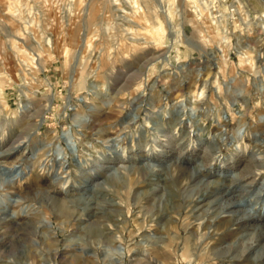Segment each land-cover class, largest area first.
<instances>
[{"label":"rangeland","instance_id":"374dc122","mask_svg":"<svg viewBox=\"0 0 264 264\" xmlns=\"http://www.w3.org/2000/svg\"><path fill=\"white\" fill-rule=\"evenodd\" d=\"M160 25L163 28L157 30ZM184 37L190 42L191 38L196 40L199 48L195 51L191 45L181 42ZM173 40L182 46L174 43L170 56L168 50L171 51ZM216 56L221 63L218 69L212 68L209 62ZM195 59H202L204 63L198 71L190 69ZM229 60L233 63L229 64ZM171 64L176 67L190 64V67L171 72L168 70ZM263 83L264 2L260 0H0V136L5 141L0 150V177L10 179L11 169H19L15 166L25 171L22 180L5 183L0 189V239L12 241L36 235L37 229L45 233L61 223L70 227L71 232L80 231L81 226L72 213L83 205L86 197L61 196L59 201L70 210L66 216L53 207L57 200L55 194L66 191L65 182L69 188L79 187L80 165L87 163L84 153H91L88 145L114 142L117 133L121 134L120 142L127 143L125 159L135 152L147 154L153 146L179 159L200 156L202 152L206 157L211 152V148L204 150L207 142L222 145L223 153L234 151L233 156L243 157V166L251 168L249 158L256 147L253 138L264 142ZM79 95H85L86 100L76 110L81 116L75 121L74 112L64 120L62 108L73 96ZM108 101L112 103L108 105ZM237 107L240 114L231 122L223 123L221 116ZM177 112H185L187 122L193 124L189 129L175 121L178 115L172 114ZM68 126L78 141L79 160L83 163L69 160L66 167L54 159V146L60 142L66 147L60 136ZM184 129L192 132L186 145L180 141ZM217 130L225 131L222 137ZM240 134H243L241 139ZM21 142L22 149L14 153V146ZM238 143L241 145L236 149ZM42 144L51 146L45 148ZM37 148L45 149L35 151ZM128 167L113 169L101 184L87 193V199L106 195L112 201L109 206L114 218L122 211L128 214L121 215L127 222L122 220L119 230L125 237L141 232L140 236L148 233L158 240L160 233H167V228H171L165 244L160 242L155 247L160 252V262L153 254L151 264H187L185 252L198 258L193 264H221L217 254L222 250L220 241L225 239H228L229 251L239 247L243 258L249 254L244 245L245 239L253 236L252 228L239 231L235 230L236 225H231L221 234H214V225L219 220L221 224L230 219V216H219L226 213L223 211L227 206L213 201L193 211V203L177 200L165 204L163 183L160 191L140 193L139 189L146 186L144 177L137 173L139 182L133 176L125 185ZM253 177L250 175L245 184L253 181L255 189L264 182V176ZM174 204L178 205L177 214L166 219L165 212L171 211ZM42 208L49 213L51 223L41 215ZM94 220L89 225L93 229L103 217ZM152 221H157L158 229L143 233L141 228ZM36 239L44 243L43 235H36ZM56 239L61 241V247L55 254L54 264H82L81 260L65 254L60 235ZM48 243L52 245L53 241ZM114 247L90 249L96 256L86 259L85 264H119L123 250L120 252ZM239 260L237 257L233 264ZM137 264L144 262L137 258Z\"/></svg>","mask_w":264,"mask_h":264},{"label":"clouds","instance_id":"9594fccd","mask_svg":"<svg viewBox=\"0 0 264 264\" xmlns=\"http://www.w3.org/2000/svg\"><path fill=\"white\" fill-rule=\"evenodd\" d=\"M209 104L212 103L210 98ZM182 102V101H178ZM200 103V101H197ZM120 133H117L114 142L104 141L103 145H88L91 153H84L87 160L86 164L80 165L82 176L77 182L79 187L69 188L65 182V192H56L57 202L61 196H85L82 206L73 211L72 217L81 229L78 232H71L70 227L64 223L54 225L45 233L36 235L44 236V243L41 244L36 235L17 237L12 241L0 239V264H54L55 254L60 251L61 241L57 240V235L62 238V247L65 254L71 258L81 260L85 264L86 259L96 256L95 252L103 250L106 245L117 246L123 250V256L119 264H137V258L143 260L144 264H151L152 250L160 241L154 236L145 234L140 236L139 232H134L125 237L123 232L116 231L112 224L116 223L112 209L109 207L112 201L106 195H96L92 200L87 199V193L94 190L101 184L104 177L111 173L113 169L128 165L126 171L129 173L125 178L127 185L133 176L144 177V183L153 188H157L160 179L165 175L167 169L175 165L184 180L169 181L165 189V204L174 201H184L191 203L196 200H214L221 205L231 207L232 213L238 219L253 220L251 228L252 238L245 239V247L248 248L247 258H243L241 248L235 251L228 250V239L221 241L222 250L218 252L217 259L221 264H233L237 257H240L238 264H264V255H258L264 250V182H261L255 189L247 184L232 185V180L237 176L239 169L244 163L243 157L233 156L224 161L221 153L222 145L208 144L204 142V150L211 148L212 151L206 156L203 152L200 156H188L179 159L177 156L169 155L164 149H157L154 146L145 155L143 151L127 155V143L120 142ZM256 147L252 150L250 175L257 178L264 176V142L254 137ZM203 157V158H202ZM239 159V163H237ZM219 163V169L213 167ZM225 169H228L227 171ZM223 182L222 184L220 182ZM139 182V176H137ZM179 187H176V185ZM219 185V187H217ZM130 211V210H129ZM43 218L48 219L49 213L43 208L40 209ZM126 213L121 212V215ZM85 217L81 219V217ZM103 217L102 222L97 225L95 230H89V225L93 220ZM136 237H139L137 240ZM53 241L49 245L48 241ZM249 241L251 246L249 247ZM136 253V256L132 254ZM141 253L143 256L141 257ZM187 264H193L194 259H198L195 254L185 252ZM183 264V262H181Z\"/></svg>","mask_w":264,"mask_h":264},{"label":"bare ground","instance_id":"6f19581e","mask_svg":"<svg viewBox=\"0 0 264 264\" xmlns=\"http://www.w3.org/2000/svg\"><path fill=\"white\" fill-rule=\"evenodd\" d=\"M260 1H262V2H264V0H260ZM131 20V19H130ZM132 22V21H131ZM163 27L160 25L158 28H157V30H159V29H162ZM161 32H163V31H161ZM164 35V34H163ZM188 37V36H187ZM191 38V37H190ZM132 39V38H131ZM186 39H188V38H186ZM189 41V40H188ZM149 42V41H148ZM152 42V41H151ZM190 42V41H189ZM150 44V43H149ZM156 45V44H155ZM195 46H196V44H195ZM23 52V51H22ZM260 57V56H259ZM262 57V56H261ZM165 58V57H164ZM218 69V68H217ZM202 72V71H201ZM209 72V71H208ZM204 73V72H203ZM232 80H234V79H232ZM234 84V83H233ZM264 84V83H263ZM243 85V84H242ZM228 86V85H227ZM229 87V86H228ZM261 87V86H260ZM260 89V88H259ZM228 90V89H227ZM263 90V89H262ZM238 91V90H237ZM234 92V91H233ZM171 96V95H170ZM53 97V96H52ZM53 99V98H52ZM173 99V98H172ZM174 100V99H173ZM172 100V101H173ZM237 100H239V99H237ZM171 101V102H172ZM176 101H177V99H176ZM181 101V100H180ZM241 101V100H240ZM52 102V101H51ZM175 102V101H174ZM187 102V101H186ZM245 102V101H244ZM22 103V102H21ZM89 103V102H88ZM110 103H112V102H110V101H108L107 102V104L109 105ZM180 103V102H179ZM241 103H243V102H241ZM251 103V102H250ZM180 105H181V103H180ZM185 105H187V104H185ZM185 105H182V106H185ZM243 106H244V103L242 104ZM243 106H241V107H243ZM87 107L88 108H92V106L91 105H87ZM198 108V107H197ZM244 108V107H243ZM169 109V108H168ZM184 109H185V107H184ZM246 108H244L243 110H245ZM248 109V108H247ZM35 110V109H34ZM165 110V109H164ZM170 110V109H169ZM192 110L193 111H195L196 110V107H192ZM230 110V109H229ZM5 111V110H4ZM168 111V110H167ZM6 112V111H5ZM76 112V114H75V121L77 120V118L79 117V116H81V112H77V111H75ZM164 112V111H163ZM173 112V111H172ZM28 113V112H27ZM31 113V112H30ZM165 113V112H164ZM164 113H161L162 114V116H163V114ZM166 113H168V112H166ZM248 113V112H247ZM36 114V113H35ZM39 114V113H38ZM7 115V114H6ZM169 115H171V114H169ZM172 115H178V117L175 119V121L179 124V125H182L184 128H190L191 127V125H193V124H191L190 125V123L189 122H187V119L185 118V112H177V114H172ZM243 115V114H242ZM242 115H241V117H242ZM245 115V114H244ZM243 115V116H244ZM30 116V115H29ZM263 116V115H262ZM174 117V116H173ZM241 117H240V119H241ZM247 117V116H246ZM169 118V117H168ZM170 118H172V117H170ZM243 118V117H242ZM174 119V118H173ZM239 119V120H240ZM245 119V118H244ZM239 120H237L238 121V123H239ZM246 120V119H245ZM263 120V119H262ZM171 120H169V122H170ZM189 121V120H188ZM241 121H242V119H241ZM12 122V121H11ZM231 122V121H230ZM42 123H43V121H42ZM176 123V124H177ZM14 124V123H13ZM20 124V123H19ZM177 124V125H178ZM223 124V123H222ZM226 124V123H225ZM244 124H247V123H244ZM77 126H80V124H76ZM221 125V124H220ZM260 125V124H259ZM182 126H181V129H182ZM229 126V125H228ZM227 126V127H228ZM243 126V125H242ZM241 126V127H242ZM29 127V126H28ZM199 127V126H198ZM240 127V126H239ZM238 127V128H239ZM242 128H244V127H242ZM200 129V128H199ZM225 129V128H224ZM223 129V130H224ZM235 129V128H234ZM236 129H237V127H236ZM235 129V130H236ZM245 129V128H244ZM264 129V128H263ZM262 129V130H263ZM21 130V129H20ZM36 130V129H35ZM157 130V129H156ZM173 130V129H172ZM200 130H202V128L200 129ZM226 130H227V128H226ZM231 130H232V128H231ZM240 130H241V128H240ZM14 131V130H13ZM72 130H71V126H68V127H66L65 129H64V131H63V133H62V135L60 136V139H62V140H64L65 141V143H67L66 144V147H62V145L60 144V142H58L55 146H54V156H55V160H57L58 162H60V164H61V166H68L69 165V163H70V161L69 160H71L72 162H76V164H79V163H83L82 162V160H79V157H80V154H79V150H78V141L73 137V135H72V132H71ZM190 131V130H189ZM218 131V130H217ZM258 131V130H257ZM10 132V131H9ZM182 133H181V136H180V141H181V143L183 144V145H186L187 143L189 144V141H190V139L189 138H191L192 136H191V134H192V132L191 133H189L188 131H185V129H184V131L182 130L181 131ZM224 132L225 131H221V130H219L218 131V135H221L220 137H222L223 136V134H224ZM241 132V131H240ZM11 133V132H10ZM153 133V132H152ZM155 133V132H154ZM242 133H244V132H242ZM22 134V133H21ZM229 134V133H228ZM31 135V134H30ZM177 136V135H176ZM27 138V137H26ZM29 138V137H28ZM166 138V137H165ZM241 138H243V134H240V137H239V139H241ZM239 139H237V140H239ZM6 140V139H5ZM150 140V139H149ZM221 140H222V138H221ZM22 141V140H21ZM24 141V140H23ZM27 141V140H26ZM192 141V140H191ZM162 142V141H161ZM19 143H20V141H19ZM34 143V142H33ZM191 143V142H190ZM210 144V143H209ZM4 145H5V141H4V138L3 137H1L0 136V150L4 147ZM28 145H30V144H28ZM149 145V144H148ZM220 145V144H219ZM240 143H238L237 144V146L235 147L236 149H238V148H240ZM20 146H22V142H21V144H19V145H17L16 147L14 146V148H15V151H14V153H16V152H18V151H20L21 149H22V147L20 148ZM46 146L49 148L50 146H51V144H42V147H45L46 148ZM8 147V146H7ZM28 147V146H27ZM145 147V146H144ZM188 147V146H187ZM44 148V149H45ZM156 148V147H155ZM12 149V148H11ZM43 150L44 151V149H42V148H37V149H35V151H37V150ZM137 149H139V148H137ZM141 149V148H140ZM195 149V148H194ZM235 149V150H236ZM13 150V149H12ZM211 151H212V149H211ZM224 151V150H223ZM223 151H222V153H221V155H222V157L224 158V161H227L229 158H231V157H233V154L234 155H236L235 153H233L232 154V152H234V151H229L230 152V154L227 152V153H223ZM3 152V151H2ZM27 152H29V151H27ZM193 152V151H192ZM210 152V151H209ZM10 152H8L7 154H9ZM13 152H12V154H14ZM11 154V155H12ZM145 155H146V153H144ZM238 155V154H237ZM252 155V154H251ZM4 156V155H3ZM6 156V155H5ZM4 156V157H5ZM0 157H2V153H1V151H0ZM251 157V156H250ZM249 161H251L250 160V158H249ZM237 163H239L240 161H239V159H237V161H236ZM251 163V162H250ZM247 164V163H246ZM15 167H19V169H11L12 171H11V175L10 176H8V177H10V179H3L2 177H0V189H1V187H3V185L6 183H11V182H15L16 180L18 181V180H22L23 179V177L25 176L24 175V173H25V171L20 167V166H15ZM213 167L214 168H216V169H219V167H220V165H217V164H214L213 165ZM126 168H127V166H126ZM250 169L251 168H248L247 166L245 167V165L243 166L242 165V167L239 169L240 170V175H239V177L238 178H236V177H234L233 178V180H232V185L233 186H238L239 184H245V180L250 176ZM118 170V169H117ZM226 171L228 170V169H225ZM121 171H122V168H121ZM3 172V171H2ZM139 173V172H138ZM123 174H125V173H123ZM165 174H167V176H169V177H167V176H165V178H161L160 179V181H159V185L157 186V188H153V187H151V186H149V185H146L145 184V188H143V189H139V191H141L140 193H142V192H144V194H153L152 192H156V191H158L159 190V188L162 186H160V184H162L163 183V189H164V191H165V189L167 188V183L169 182V181H176V180H179L181 183H183L184 182V180L181 178V173H180V170L175 166V165H172V166H170L168 169H167V171H166V173ZM139 175V174H138ZM125 176V175H124ZM123 177V176H122ZM111 178V177H110ZM116 178V177H115ZM254 178V177H253ZM256 178V177H255ZM254 178V179H255ZM257 179V178H256ZM108 180V179H107ZM114 180V179H113ZM110 181V180H109ZM113 182V181H112ZM111 182V183H112ZM244 182V183H243ZM255 182V181H254ZM71 183V182H70ZM104 183H106V182H104ZM116 183V182H115ZM221 184L223 183L222 181L220 182ZM108 184H110V183H108ZM107 184V185H108ZM250 188H252L253 189V186H254V184H253V181L252 182H247L246 183ZM56 185V184H55ZM106 185V184H105ZM114 185V184H113ZM116 185H118V184H116ZM122 185V184H121ZM120 185V186H121ZM178 185V184H177ZM176 185V186H177ZM5 186V185H4ZM102 186V185H101ZM101 186H100V189H101ZM125 186V185H124ZM123 186V187H124ZM179 186V185H178ZM61 187V186H60ZM73 187V186H72ZM103 187H104V185H103ZM114 187V186H113ZM138 187V186H137ZM142 187V186H141ZM217 187H219V185H217ZM110 188V187H109ZM115 188V187H114ZM149 189V190H147V191H149V192H147V191H145L146 189ZM120 189H122V187L120 188ZM135 189V188H134ZM138 188H136V190H137ZM99 190V189H98ZM110 190V189H109ZM123 190V189H122ZM162 190V189H161ZM138 191V190H137ZM160 191V190H159ZM106 192H108V191H106ZM109 193V192H108ZM164 193V192H163ZM162 193V194H163ZM113 195H114V193H113ZM141 194H139V196H140ZM159 196V195H158ZM157 196V197H158ZM67 197V196H66ZM145 197V196H144ZM144 197H143V199H144ZM151 197V196H150ZM155 197V196H154ZM55 198V197H54ZM71 198V197H70ZM69 198V199H70ZM118 198V197H117ZM137 198H138V196H137ZM147 198V197H146ZM114 199V198H113ZM148 199V198H147ZM147 199H145V200H147ZM152 199V198H151ZM157 199V198H156ZM162 199V198H161ZM65 200V199H64ZM71 200V199H70ZM149 201V200H148ZM153 201H154V199H153ZM213 201L214 200H208V199H204V200H196V202H191V203H193V206H192V210L194 211V210H196V209H200V208H202V207H204V206H206L208 203H209V205H210V203L212 202L213 203ZM145 202V201H144ZM178 202V201H177ZM118 203V202H117ZM148 203V202H147ZM146 203V204H147ZM152 203V202H151ZM173 203V202H172ZM52 204V203H51ZM144 204V203H143ZM145 204V205H146ZM171 204V203H170ZM190 204V203H189ZM117 205V204H116ZM153 205H154V203H153ZM152 205V206H153ZM216 205V204H215ZM70 206V205H69ZM143 206V205H142ZM148 206H150V205H148ZM151 206V207H152ZM178 205H175L174 204V206H172V209H171V211H169V212H165V215H166V219H168V218H171L175 213H176V211H175V209H177L178 207H177ZM53 207L56 209V211L58 212V213H60L61 215H68L69 213H70V210L68 209V207L64 204V202H62V201H59V202H57V200H55L54 202H53ZM110 207V206H109ZM145 207V206H144ZM167 207V206H166ZM188 207V206H187ZM225 207V206H224ZM72 208V207H71ZM76 208V207H75ZM75 208H73V209H75ZM115 208H118V207H115ZM180 208V207H179ZM206 208V207H205ZM72 209V210H73ZM121 209V208H120ZM208 209V208H207ZM115 210V209H114ZM173 210V211H172ZM227 210V211H226ZM226 210H224L223 212L225 213V214H223V215H219V216H222V218H226V217H228V216H230V219L225 223V220H224V222L223 223H219L220 222V220H219V222H217L218 224L217 225H214V229H213V231H214V234H221L224 230H225V228H228L229 226H231V225H236V227H235V230H239V231H243V230H245V229H251V224L253 223V220H242V219H238L234 214H231L232 213V209H231V207H227L226 208ZM200 211V210H199ZM222 211V210H221ZM115 212V211H114ZM123 212V211H122ZM189 212V211H188ZM212 212H214V211H212ZM189 213H191V212H189ZM193 213V212H192ZM216 213V212H215ZM114 214V213H113ZM177 214V213H176ZM196 214V213H195ZM200 214H202V213H200ZM59 215V214H58ZM126 215H128V214H126ZM160 215H162V214H160ZM212 215V214H211ZM65 216V217H66ZM157 216V215H156ZM207 216V215H206ZM214 216H216V215H214ZM123 217H124V215H123ZM162 217V216H161ZM174 217V216H173ZM179 217V216H178ZM128 218V217H127ZM164 218V217H163ZM217 218V217H216ZM66 219H67V217H66ZM73 219V218H72ZM126 219V218H125ZM125 219H122L121 218V215H116L115 216V220H116V223H113V221L112 222H109V223H111L112 224V228L113 229H115L116 231H119L120 229H121V221L123 220L124 222H127V221H125ZM157 219V218H156ZM214 219V218H213ZM221 219V218H220ZM95 221V220H94ZM102 221V220H101ZM146 221H147V219H146ZM165 221H167V220H165ZM164 221V222H165ZM210 221V220H209ZM222 221V220H221ZM157 222V221H156ZM156 222L155 221H152V223H149V222H146V223H149L148 225H146L145 227H143V228H141L142 230H143V233H144V230L145 231H149V232H151L150 230H155V229H158L157 228V224H156ZM173 222H175V219H174V221ZM99 223V222H98ZM158 223H160V222H158ZM163 223V222H162ZM204 223H206V222H204ZM215 223V222H214ZM225 223V224H224ZM31 224V223H30ZM174 224V223H173ZM172 224V225H173ZM210 224V223H209ZM162 225V224H161ZM198 225V224H197ZM164 226V225H163ZM174 226V225H173ZM213 226V225H212ZM193 227V226H192ZM96 229V227L93 229V228H91V227H89V230L91 231V230H95ZM168 230H167V233H163V234H159V238L160 239H158V241H160V242H162L163 244H165V240L167 241V238H166V236H168L169 235V233L171 232V228H167ZM233 229H234V227H233ZM4 230V229H3ZM8 230V229H7ZM234 230V231H235ZM2 231V230H1ZM250 232V231H249ZM253 232V231H252ZM141 233V232H140ZM239 233V232H238ZM247 235H248V233L247 232H245ZM251 233V232H250ZM7 234V233H6ZM142 234V233H141ZM146 234V233H145ZM148 234V233H147ZM212 234V233H211ZM171 235H172V233H171ZM213 235V234H212ZM235 235V234H234ZM238 235L239 234H237L236 236L238 237ZM241 235V234H240ZM243 235V234H242ZM241 235V236H242ZM251 235V234H250ZM249 235V236H250ZM223 236V235H222ZM235 236V237H236ZM241 236H239V237H241ZM246 236V235H245ZM0 237H1V235H0ZM227 237V236H226ZM235 237H234V240H235ZM8 238V237H7ZM166 238V239H165ZM244 238V237H243ZM242 238V239H243ZM249 238V237H248ZM218 240H219V238H217ZM3 240V239H2ZM6 240V239H5ZM237 240V239H236ZM217 241V240H216ZM215 241V242H216ZM223 241V240H222ZM219 242V241H218ZM221 242V241H220ZM238 243V242H237ZM251 243V242H250ZM220 244V243H219ZM236 244V243H235ZM160 245V244H159ZM230 246L232 245L231 243L229 244ZM239 245V244H238ZM162 246V245H161ZM215 246V245H214ZM218 246V245H217ZM216 246V247H217ZM236 246V245H235ZM251 246V245H250ZM116 247V249H118L120 252L122 251V249L121 248H119V247H117V246H115ZM114 247V248H115ZM211 247L213 248V246L211 245ZM220 247V246H219ZM232 247V246H231ZM164 251H166L165 249H164ZM215 251H217V250H215ZM123 252V251H122ZM152 252H153V254H154V256H155V258H156V260H158L159 262H160V256H159V251H158V249L157 248H155V249H153L152 250ZM219 252V251H218ZM247 252H248V250H247ZM162 253H163V251H162ZM166 253V252H165ZM120 254H123V253H120ZM152 254V255H153ZM214 254H215V252H214ZM247 254V253H246ZM245 254V259L247 258V256L248 255H246ZM259 255H264V250H262L261 252H260V254ZM152 257V256H151ZM160 257V258H159ZM161 260H163V259H161ZM165 264V263H164ZM172 264V263H171Z\"/></svg>","mask_w":264,"mask_h":264},{"label":"built area","instance_id":"2783aa9c","mask_svg":"<svg viewBox=\"0 0 264 264\" xmlns=\"http://www.w3.org/2000/svg\"><path fill=\"white\" fill-rule=\"evenodd\" d=\"M186 34H184V36H185ZM183 39H185V37L183 38ZM191 42H188L186 39L185 40H181V42H183V43H187V44H189V45H191L194 49H195V51L197 50V48H199L197 45H198V43H197V41L196 40H193V38H191ZM177 42H179L178 40H173V44H172V48H171V51L170 50H168V53L170 52V56H171V53L173 52L172 51V49H174V43H176L177 44ZM195 44H197L196 46H195ZM177 45H179L180 47L182 46V44H180V42L177 44ZM194 51V52H195ZM163 55V54H162ZM166 56H167V54H166ZM168 56H169V54H168ZM168 56H167V62H169L170 60L168 59ZM193 63H194V67H190V64H188V65H179L178 67H176V66H174V65H172L171 64V66L172 67H168V70L169 71H173V70H177V69H181V70H185L186 69V66H188V67H190V69L192 68V69H194V70H199L202 66H204V63H203V61H202V59H200V60H197V59H195L194 61H192ZM210 62V64H211V67L212 68H219V64H221L220 63V58L219 57H217L216 56V58L214 59V60H210L209 61ZM228 63L229 64H232L233 63V61L232 60H229L228 61ZM237 62H235V64H236ZM170 65V64H169ZM168 65V66H169ZM226 83H228V82H225V84ZM85 95H79V96H73L72 97V99H70V100H68V103H66L65 105H64V107L62 108V111H61V117L64 119V120H67L69 117H70V115L71 114H73L76 110H77V108L79 107V106H81V105H83L84 103H85ZM240 114V108L239 107H237V108H233V109H231V111L229 112V113H225L224 115H223V117L221 116V119L223 120L222 122L223 123H228V122H230L234 117H236V116H238ZM220 120V119H219ZM193 131V130H192Z\"/></svg>","mask_w":264,"mask_h":264}]
</instances>
